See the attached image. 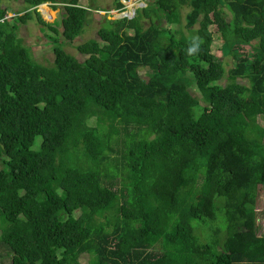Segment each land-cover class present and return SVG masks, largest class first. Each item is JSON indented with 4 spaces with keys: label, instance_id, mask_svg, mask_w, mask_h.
<instances>
[{
    "label": "trees",
    "instance_id": "trees-1",
    "mask_svg": "<svg viewBox=\"0 0 264 264\" xmlns=\"http://www.w3.org/2000/svg\"><path fill=\"white\" fill-rule=\"evenodd\" d=\"M4 1L0 264L1 249L11 264H264V0H147L105 18L76 45L81 60L63 44L89 5L23 0L8 17ZM44 2L61 16L46 21ZM209 10L228 69L211 24L194 28ZM33 17L51 63L17 35ZM193 36L201 50L187 56Z\"/></svg>",
    "mask_w": 264,
    "mask_h": 264
},
{
    "label": "rangeland",
    "instance_id": "rangeland-1",
    "mask_svg": "<svg viewBox=\"0 0 264 264\" xmlns=\"http://www.w3.org/2000/svg\"><path fill=\"white\" fill-rule=\"evenodd\" d=\"M124 3V8L121 9H117L115 7V2L114 0H80V3L83 4L84 6L88 5L90 6V10L91 13L89 15V19L88 22L85 24L82 33L75 38V40L72 43L67 42L65 45L63 44L64 48L70 52L71 54L75 55L78 59H84L85 55L81 54L77 48L76 45L84 42L86 40H88L89 38H98L97 35V30L99 29V27L103 24V22L105 21V18L108 19H117L120 17H117V15H119L118 13L120 12H127L128 7L132 9L133 6H131L129 3H132L130 1H133L135 3V7L134 8H139L142 6H145L147 4V0H122ZM4 5H6L8 7L7 9V16L8 17H12L13 15H16V13L19 14H23L24 13V3L23 0H7L3 2ZM47 6L51 9V15L53 14V16L50 18L48 15L46 16L45 14L42 13L40 7L38 6V10L41 12L42 17L46 20V21H53L54 19L58 18L61 16L62 13V7H58L56 9H53L51 7L50 4H47ZM153 13L157 14V16L162 17V14H158L157 11L153 10ZM123 14V13H120ZM128 15H131L130 12L126 13ZM136 14V12H135ZM184 14V11H183ZM184 18H182V25H184ZM144 24L147 25L148 21H144ZM162 24L164 26H168V24L166 23V21L164 20L162 22ZM210 25V28L213 32V36H214V41L212 44L213 50L218 54L221 55L223 57L224 60V64L226 69L230 68L233 63L234 60L232 57L230 56H226L223 54V48H222V38L221 35L218 31V23L216 21H214V19L211 16V10L208 11V14L203 16L202 19L195 24L194 28L196 27H200L202 25ZM171 26V25H169ZM173 26L177 27L178 24H174ZM183 30L185 32L188 31L187 28L183 27ZM45 31L42 27V25L37 22L36 18L33 17L32 19L28 20L26 23H21L18 31H17V35L19 37L22 38L23 44L28 46L32 57L35 58V60L39 63H43V64H47V63H51L54 59V54L52 51V43L48 41V38L45 37L44 35ZM163 72H165V69H162ZM141 74L145 75V70H141ZM227 80L224 78H222V83H225ZM192 92L194 95L196 96H200V94L196 91V89L194 87H192ZM260 125L262 126V129H264V114L259 116V121ZM259 202H258V207L260 209H262L264 207V186H262L260 188V193H259ZM222 200V198L218 197V202L220 203V201ZM219 217L222 218L221 213H218ZM193 225L197 228L196 233L198 231V221L194 220ZM260 224V228H259V234H264V218H261L259 221ZM2 228V226H0V229ZM201 238L204 239V236L201 235ZM1 253H3V264H11V260H10V256L6 253L5 249H1ZM88 258L87 255H83V261H86V259Z\"/></svg>",
    "mask_w": 264,
    "mask_h": 264
},
{
    "label": "clouds",
    "instance_id": "clouds-1",
    "mask_svg": "<svg viewBox=\"0 0 264 264\" xmlns=\"http://www.w3.org/2000/svg\"><path fill=\"white\" fill-rule=\"evenodd\" d=\"M202 40L198 36H193L190 38V43L185 50L187 56L197 55L201 50Z\"/></svg>",
    "mask_w": 264,
    "mask_h": 264
},
{
    "label": "bare ground",
    "instance_id": "bare-ground-1",
    "mask_svg": "<svg viewBox=\"0 0 264 264\" xmlns=\"http://www.w3.org/2000/svg\"><path fill=\"white\" fill-rule=\"evenodd\" d=\"M130 2H132V3H131V6H133L132 9L128 7V10H129V11H127V12H126V11H125V12H122L123 15H124L125 13H128V12H130V14H131L133 8L135 7V3H134L133 1H130ZM128 4H130V3L128 2ZM40 9H41V11L44 12V13L47 12V11H49V7L47 6V4H42L41 7H40ZM50 10H51V9H50ZM118 14H120V13H118Z\"/></svg>",
    "mask_w": 264,
    "mask_h": 264
},
{
    "label": "water",
    "instance_id": "water-1",
    "mask_svg": "<svg viewBox=\"0 0 264 264\" xmlns=\"http://www.w3.org/2000/svg\"><path fill=\"white\" fill-rule=\"evenodd\" d=\"M42 4H49V2H44V3H41L39 4L38 6H41ZM135 12H136V8H133L132 12H131V15H128V14H119L117 15V17H120V18H123V17H127V18H132L134 15H135ZM122 13V12H120Z\"/></svg>",
    "mask_w": 264,
    "mask_h": 264
},
{
    "label": "crops",
    "instance_id": "crops-1",
    "mask_svg": "<svg viewBox=\"0 0 264 264\" xmlns=\"http://www.w3.org/2000/svg\"><path fill=\"white\" fill-rule=\"evenodd\" d=\"M128 4V3H127ZM130 5H131V3H130Z\"/></svg>",
    "mask_w": 264,
    "mask_h": 264
}]
</instances>
